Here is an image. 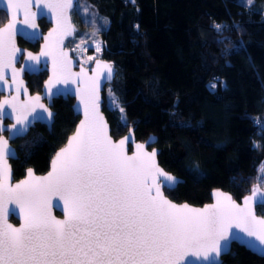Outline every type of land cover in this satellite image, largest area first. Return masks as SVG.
Masks as SVG:
<instances>
[{"label":"snow or ice","instance_id":"snow-or-ice-1","mask_svg":"<svg viewBox=\"0 0 264 264\" xmlns=\"http://www.w3.org/2000/svg\"><path fill=\"white\" fill-rule=\"evenodd\" d=\"M129 2L134 4L135 0ZM253 2L242 0V6L250 7ZM0 3L10 14L0 27V83L9 86L6 70L10 69L19 92L23 83L18 79L20 72L25 67L31 71V62H40L39 56L28 52L29 63L19 70L15 67L17 53L21 52L15 42L20 28L31 29L25 33L30 38L40 35L36 31L38 13L31 11L35 6L40 15L51 13L56 23L44 37L45 48L40 53L50 56L53 65L52 76L45 82L46 95L51 98L60 92L58 85H84L77 89L84 119L52 159L51 171L36 176L29 168L26 179L16 184L9 182L8 160L14 154L9 139L27 133L32 122L29 117L51 122L53 113L40 102V95L23 103L18 97L0 101V122L5 115L15 114V123L7 129L9 139L4 137L5 128L0 123V264H184L189 256L207 264H222L219 258L231 253L233 243L257 248L264 255V217H257L254 211V205H264L260 184L253 185L242 205L219 190L213 193L215 203L203 208L176 204L162 189L171 191L178 181L159 167L157 150L148 152L145 143H136L135 152L128 155L125 145L131 134L118 142L112 140L100 112V88L103 80H112L114 66L89 56L87 59L96 63L92 75L83 67L73 73L72 61L60 47L63 38L74 31L69 17L74 0ZM21 10L23 19L18 20ZM81 10L89 12L87 5ZM213 27L219 33L226 26ZM96 51H101L100 42H96ZM216 86L208 85L213 90ZM108 94L111 108L124 114L113 90L108 89ZM125 120L122 116V122ZM256 123L264 125L259 120ZM259 171L264 179V164ZM233 182H237L235 178ZM53 198L58 204L63 202V219L52 215ZM6 205L16 207L9 209ZM17 209L22 223L14 227L7 218Z\"/></svg>","mask_w":264,"mask_h":264},{"label":"trees","instance_id":"trees-1","mask_svg":"<svg viewBox=\"0 0 264 264\" xmlns=\"http://www.w3.org/2000/svg\"><path fill=\"white\" fill-rule=\"evenodd\" d=\"M81 4L89 9L82 17L74 13ZM72 15L76 34L85 24L97 25L100 56L115 69L102 103L111 135L130 127L136 140L152 134L149 148L159 149V164L182 179L173 190L164 188L165 195L201 205L213 188L236 200L256 184L264 191V181L257 180L264 125L256 123L264 122V0L250 7L239 0H76ZM5 19L0 10V24ZM42 21L38 25L45 27ZM214 24L226 27L218 33ZM44 77H29L30 89L37 91ZM210 83L217 84L214 90ZM108 89L124 114L111 108ZM72 101L52 100L50 130L40 123L30 128L14 161L15 177L24 166L46 171L78 120ZM255 209L264 215V205ZM222 264H264V257L232 244Z\"/></svg>","mask_w":264,"mask_h":264},{"label":"water","instance_id":"water-1","mask_svg":"<svg viewBox=\"0 0 264 264\" xmlns=\"http://www.w3.org/2000/svg\"><path fill=\"white\" fill-rule=\"evenodd\" d=\"M126 1L128 3H130L129 0H126ZM75 2H76V0H74V5H75ZM130 4H133V3H130ZM0 10L3 11L5 13V15H6L5 21L2 24H0V27H3L4 24L7 23L8 19H10V14L7 12L6 5L3 4V3H0ZM31 11L38 13L37 14V18H36V24L37 25H38V20L41 19V18H44V20L49 23V27L44 32H42L41 29H40V27H39V25H38L36 31H38L40 35H39L38 38H35V39L30 38L28 35H25L26 32H31L32 31L31 29H26L24 27H21L20 28V31L17 33L16 38H15L16 47L19 48V49H21V52H18L17 53L16 63L19 60V56H21L22 54H23V58L20 61V64L18 66L15 63V67L19 70L20 68L24 67L27 63H29L27 61V56H26V54L28 52H31L33 55L39 56L40 57V62H39V64H36L35 62H31L32 65H33V70L30 71L27 67H25L24 68V71L23 72H20L18 79L21 80L23 83L20 86L19 92H17V86L12 83V80H11V70L10 69H7L6 72H7V78H8V81H9V86H4L2 83H0V92L5 93L4 96L0 97V101H2L6 97L9 98V99H11L12 97H18V101L20 103H23L25 101H28L30 97H34L36 95H40L41 96V101L40 102L42 104H44L53 113V115H54V110H52L50 108V106L52 104V99L53 98H56L58 96H61L62 98L71 97L73 99L72 104H71V108H72L73 113L75 115H78V120L76 121L72 132L67 135L64 143L60 147H58L54 151V153L51 155V157H50V159L48 161V167H47L46 171H44L43 173H40V174H37V173L34 172L36 176H45V175H47V173L49 171H51V161L55 157L56 153L61 148H63V147L66 146L69 137H71L75 133L77 127L80 124V121L84 119L83 106L80 104V99H79V96L77 95V89L78 88H83L84 85L83 84H80V83L69 84L67 86L58 85L57 87H59L61 89L60 92H58L56 95L52 96L51 98H49L46 95L45 82L48 81L49 77L52 76L53 65H52V59H51L50 56L49 57L40 56V53L45 48L46 41L44 40V37L48 36V33L56 26V23H55V19L51 15V13H47L45 15H40L39 12H38V10H37V8L35 6H33L31 8ZM70 11H69V17H70V22H71V24H72V26L74 28V31L72 32L71 35L65 36L63 38V43L60 45V47L62 48V50H64V51L67 52L69 58L71 59V61H72L71 71L73 73H79L80 70H81V68L83 67V68H85L87 70L88 75L91 76L92 75V72H93V69H95V67H96L95 60H93L92 63L89 66H86V65H84V64H82L80 62H77L76 58L71 54L70 48L65 45L68 40H70V39H72L74 37L75 31L77 30V26L71 20ZM17 18H18V20L19 19H23V12H22V10H21L20 13H18ZM17 37H20L23 40H25L27 42H30V43L35 42V40H40L38 49L36 51H32V50H29V49H26V48H23V47L19 46L17 44ZM96 58L99 59V60H101V61L110 63L108 60H106V59H104L102 57H96ZM40 71H46V77L42 81V85H41L40 91L39 92H34V93H29L28 92V89L25 86V80L23 78V74H24V72H26L28 74H37ZM114 74H115V69H114ZM114 74H113V77H114ZM112 80H113V78H112ZM112 80H110V81L103 80L101 82V88H100V97H101V99H100V112L103 115V117H104V119H105V121H106V123L108 125L109 135L111 136L112 140L114 142H118L120 139H123L125 136H129L131 134V139L125 145V148H126V151H127V154L128 155H132L135 152V150H136L135 149V144L136 143H145L146 144V151L151 152L153 150V148H155L157 150V154H158L159 149L156 146H152V147L149 148V146L152 145L155 142V138H154V136L152 134L148 135L144 140H136V138H135V136L133 134V128L130 127V128H128V130L125 133H123L122 135H120L117 138H114L111 135L109 122L107 121V119H106V117L104 115V112L102 110V103H103V90H104V87H105V85L107 83H110ZM25 89L27 90L26 93H25ZM53 91H55V89ZM9 92H12V93L10 95H8ZM20 94L22 95V97H20ZM5 107H6V111L7 112H11V108H8L7 106H5ZM37 111H40V110L38 109ZM5 117H8L10 119V121H11V124L5 126V129L7 130L8 128L11 127V125L13 123H15V114H13L11 116L5 115ZM29 119L32 121L31 124L29 125V128L32 127V126H34L35 123H40V124L45 125L46 128H47V130H50L51 123L53 121V117H52L51 122H49V121H47L45 119H34L33 120L31 117H29ZM29 128H28V130H29ZM5 138L6 139H9V132H8V136L5 137ZM10 139H12V138H10ZM9 148L14 153L13 155H10V157H15V150H14V148L11 145H9ZM156 162L159 165V167L161 169H163L166 173H169L172 176H174L177 179L178 183L182 181V179L180 177H178V176L172 174L171 172L165 170L159 164L158 159H157V156H156ZM29 168H31V167H27L25 169L24 175L21 178L15 180V181H12V173H11V177H10V181L9 182L11 184H16V183H19L21 180L26 179V177H27V170ZM31 169H33V168H31ZM163 189H162V191H163ZM251 189H252V187L239 200H236V199H233V200H235L238 204H241L242 205L243 204L244 197L251 194ZM217 190H219L221 192H224V193H227V194H229L231 196V194L229 192H227V191H224V190H222L220 188H213V189L210 190V193H209L210 200L208 202H205V203H203L201 205H194V204H190L188 202H177V201H174V200L170 199L167 195H165L164 191H163V194L165 195V197H167V199L171 200L173 203H176V204H185V203H187L188 205H190L191 207H194V208H203L207 204L215 203V197H214L213 193L216 192ZM261 191H263V190L261 189ZM256 205H259V203L256 204ZM256 205H254V211H255L256 216L257 217H264V215L257 214L256 209H255V206ZM6 206L9 209H12V208H15L16 207L15 205H6ZM51 212H52V215L55 216L57 219H63L64 218L63 202H59V204H58L56 198H53ZM56 212H57V214H56ZM9 215H13L15 218H17L18 224L17 225H13L12 224V225L14 227H19L20 224L22 223V218L19 215V210L17 209L15 213H10ZM9 215H8V217H9ZM8 223H10V222L8 221ZM233 244L241 245V244H238V243H233ZM241 246H243V245H241ZM243 247L246 248L247 250H249L250 252L258 255V256L264 257V255H262L260 253L259 249H257V248H249V247H246V246H243ZM222 256L223 255H221V257L219 258L220 261H222ZM184 264H207V262L203 261L202 259H197L196 257L189 256V257H187L185 259Z\"/></svg>","mask_w":264,"mask_h":264},{"label":"flooded vegetation","instance_id":"flooded-vegetation-1","mask_svg":"<svg viewBox=\"0 0 264 264\" xmlns=\"http://www.w3.org/2000/svg\"><path fill=\"white\" fill-rule=\"evenodd\" d=\"M73 8H74V7H73ZM72 14H73V9L70 11V16H71V20H72V22L77 26V30L75 31V34H74V37H75V36H76V33H77L78 29H79V23H78V21H75V20L73 19V15H72ZM41 20H43V21H42L43 25H46L45 27H40V25H39L41 31L44 32V31L49 27V23L46 22V21L44 20V18L39 19L38 22H41ZM74 37L66 42L65 45H66L67 47H68V45H70V43H71V41L74 39ZM39 42H40V40H35V42L30 43V42H27V41L23 40V39L20 38V37H17V44H18L19 46H21V47H23V48H26V49H29V50H32V51H36V50L38 49ZM71 54L73 55L72 52H71ZM99 57H101V56H99ZM22 58H23V54H22L21 56H19V60H18L17 63H16L17 66L20 64V61L22 60ZM89 65H90V64H89ZM89 65H87V66H89ZM40 72L45 73V77H46V71H40ZM40 72H38V73H40ZM38 73H37V74H38ZM34 75H36V74H28V73H26V72H24V74H23V78H24V80H25V86H26V88L28 89V92H29V93L39 92V91H40V88H41V85H42V83H41V85H40V87H39V89H38L37 91H32V90L30 89V87H29V83H28V78L31 77V76H34ZM45 77H44V78H45ZM43 80H44V79H43ZM43 80H42V81H43ZM11 93H12V92H9L8 95H10ZM4 94H5V93L0 92V97L4 96ZM20 97H22L21 94H20ZM58 97H59V96H58ZM60 97H61V96H60ZM56 98H57V97H56ZM53 99H54V98H53ZM53 99H52V100H53ZM51 105H52V104H51ZM50 108H51V106H50ZM51 109H52V108H51ZM52 110H53V109H52ZM54 112H55V111H54ZM53 116H54V115H53ZM0 123H2L3 126H4V128H5L6 125L11 124V121H10V119H9L8 117H4L3 121L0 122ZM30 128H31V127H30ZM30 128H29V130H30ZM29 130H28L27 133H26L25 135H23L22 137H14V138H12V139L9 140V145H11V146L14 148V150H15V157H9V160H8V163H9V165H10V167H11L12 181H15V180L21 178V177L24 175V173H25V169H26L27 167H30V166H24L22 172H21L17 177L14 176V173H13L14 161L17 160V158H18V152H19V150H20V146H21V144L25 141L24 138H25L26 135L29 133ZM3 135H4V137H7V136H8V131H7L6 129H5L4 133H3ZM31 168H32V167H31ZM34 172H35V171H34ZM35 173H37V172H35ZM42 173H43V172H42ZM37 174H40V173H37ZM7 219H8V221H9L11 224H13V225H17V224H18V220H17V218H15L13 215H9V217H8Z\"/></svg>","mask_w":264,"mask_h":264},{"label":"rangeland","instance_id":"rangeland-1","mask_svg":"<svg viewBox=\"0 0 264 264\" xmlns=\"http://www.w3.org/2000/svg\"><path fill=\"white\" fill-rule=\"evenodd\" d=\"M242 2V0H239ZM79 6V5H78ZM84 6L81 4V8L75 9L74 13H77L79 16H83L84 12L81 10ZM98 29L96 24H85L78 34L71 41L69 48L73 53V56L76 58L77 62H80L84 65H89L93 60H88L89 56L99 57L100 52L96 51V42H100L102 49V41L100 32L98 31L95 36L92 35L94 31ZM84 43H81V42Z\"/></svg>","mask_w":264,"mask_h":264},{"label":"built area","instance_id":"built-area-1","mask_svg":"<svg viewBox=\"0 0 264 264\" xmlns=\"http://www.w3.org/2000/svg\"><path fill=\"white\" fill-rule=\"evenodd\" d=\"M261 176H259L258 178H257V180L260 182V181H264V179H261L260 178Z\"/></svg>","mask_w":264,"mask_h":264}]
</instances>
